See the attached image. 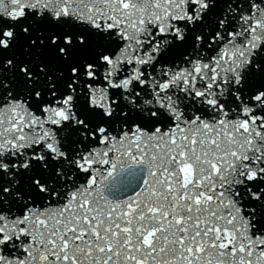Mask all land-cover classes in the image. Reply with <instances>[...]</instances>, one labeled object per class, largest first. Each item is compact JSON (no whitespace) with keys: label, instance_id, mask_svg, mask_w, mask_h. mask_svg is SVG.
<instances>
[{"label":"snow or ice","instance_id":"obj_1","mask_svg":"<svg viewBox=\"0 0 264 264\" xmlns=\"http://www.w3.org/2000/svg\"><path fill=\"white\" fill-rule=\"evenodd\" d=\"M0 264H264V0H0Z\"/></svg>","mask_w":264,"mask_h":264}]
</instances>
